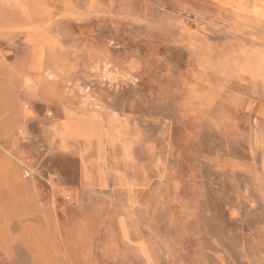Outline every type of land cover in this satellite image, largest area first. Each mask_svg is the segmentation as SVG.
Masks as SVG:
<instances>
[{
	"label": "rangeland",
	"instance_id": "rangeland-1",
	"mask_svg": "<svg viewBox=\"0 0 264 264\" xmlns=\"http://www.w3.org/2000/svg\"><path fill=\"white\" fill-rule=\"evenodd\" d=\"M263 13L0 0V264H264Z\"/></svg>",
	"mask_w": 264,
	"mask_h": 264
},
{
	"label": "bare ground",
	"instance_id": "bare-ground-1",
	"mask_svg": "<svg viewBox=\"0 0 264 264\" xmlns=\"http://www.w3.org/2000/svg\"><path fill=\"white\" fill-rule=\"evenodd\" d=\"M257 5V4H256ZM258 6V5H257ZM250 7V6H249ZM255 7V6H254ZM258 8V7H257ZM257 8H255V10L257 9ZM261 8V7H260ZM250 9V8H249ZM251 11V10H250ZM254 13V12H253ZM264 14V13H263ZM90 88V87H89Z\"/></svg>",
	"mask_w": 264,
	"mask_h": 264
}]
</instances>
